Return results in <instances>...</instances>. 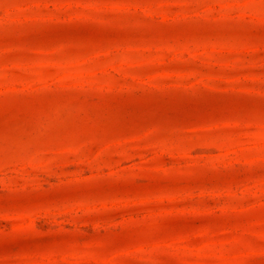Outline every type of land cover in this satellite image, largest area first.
Returning a JSON list of instances; mask_svg holds the SVG:
<instances>
[{
  "label": "rangeland",
  "instance_id": "374dc122",
  "mask_svg": "<svg viewBox=\"0 0 264 264\" xmlns=\"http://www.w3.org/2000/svg\"><path fill=\"white\" fill-rule=\"evenodd\" d=\"M0 264H264V0H0Z\"/></svg>",
  "mask_w": 264,
  "mask_h": 264
}]
</instances>
